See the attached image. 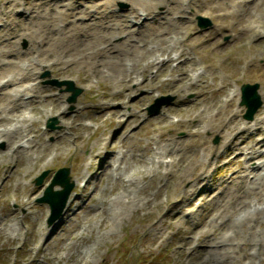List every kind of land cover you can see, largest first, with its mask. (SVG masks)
I'll return each mask as SVG.
<instances>
[{"label":"bare ground","instance_id":"bare-ground-1","mask_svg":"<svg viewBox=\"0 0 264 264\" xmlns=\"http://www.w3.org/2000/svg\"><path fill=\"white\" fill-rule=\"evenodd\" d=\"M122 1L129 4L124 13L116 10L119 0H0V142L6 147L0 152V165L9 164L8 179L14 178L16 189L20 177L32 178L39 164L46 165L48 154L52 152L56 158L68 152L64 131L89 130L80 122L86 118V107L66 112L61 96L41 85L43 70L62 79L82 73L81 82L88 89L98 81H107L112 86L109 97L123 95L128 99L146 86L154 89L166 71V86L174 104L154 119L152 129L158 134L146 144L152 157L136 155L133 158L138 166H130L127 150L122 151L126 137L118 139L121 131H114L87 147L86 158H81L91 171L86 170L88 174L76 181L84 180L82 192L90 185L94 192L101 184L97 178L112 179L116 195L107 207L97 205L95 210L101 218L109 215L113 220L134 205L150 203L147 186H138V180L149 179L152 187L167 179L168 184L156 194L177 182L176 206L167 208L166 213L176 228L185 229L178 250L188 251L202 263L217 264L233 255L239 263L248 257L247 247L255 253L264 250V105L247 121L240 117L241 110L234 108L240 99L238 88L229 92V85L220 81L217 93L207 96L203 79L211 76L217 61L204 63L200 56H192V44L183 40L195 27L186 16L192 0ZM237 4L249 17V11H254V20L246 29H251L252 36H260L263 32L258 20L264 17V0ZM159 7L164 8L159 11ZM22 39L28 41L26 50L19 47ZM213 82L211 77L210 85ZM190 91L195 96L186 100L184 95ZM106 101L99 111L103 118L118 116L124 126L136 120L134 114L126 119L120 116L126 101ZM51 114H56L62 125L53 146L39 139L45 135L39 121ZM171 116L176 120L171 122ZM180 130L184 138L176 137ZM212 134L221 138L218 148L208 144L207 135ZM73 139L81 141L82 136L78 132ZM222 159L226 160L223 171L231 172L218 181L211 171ZM22 186V192L15 190L13 196H21L22 206L29 207L38 193L35 187H27L29 182ZM71 203L75 204L74 212L65 208L62 213L68 221L79 208V196L69 199L67 207ZM185 208H189L186 213ZM15 215V210L6 213L2 226ZM5 227L10 232L14 228ZM48 231L36 226L41 240L53 235Z\"/></svg>","mask_w":264,"mask_h":264},{"label":"rangeland","instance_id":"rangeland-1","mask_svg":"<svg viewBox=\"0 0 264 264\" xmlns=\"http://www.w3.org/2000/svg\"><path fill=\"white\" fill-rule=\"evenodd\" d=\"M240 1L244 0H192L186 16L193 21L192 24L195 27L193 31L183 37V40L192 44V56L194 54L200 56L204 63L217 61L211 76L206 72L207 75L203 79V85L208 87V97L217 93L216 88L220 81L229 85V92L235 91L236 88L239 91L241 85L244 84H257V92L262 102L261 109L264 105V17L257 19L263 33L260 36H252L251 29H246V26L252 24L255 17L254 11H249V14L252 15L249 17L238 6L237 3ZM115 5L119 13H124L129 7V4L122 0H119ZM163 8L159 7L158 10ZM198 17L205 19V22L210 23V26L206 29L201 28L197 24ZM19 47L26 50L28 41L26 39L19 40ZM261 50H263L262 54ZM168 69L170 68H165V70ZM153 72L151 71L145 76L150 78ZM45 73L48 76H43ZM79 75L73 74L68 79H62L45 69L40 73L39 80L42 86L50 89V93L61 96V102L65 104L66 112L71 114L81 105L86 107L84 110L86 118L80 122L89 126L88 132L78 129L64 131L70 146L68 152L56 158H53L52 152L48 154L44 161L46 165L39 164L35 168L32 178L20 177V185L16 189L14 178L8 179L11 171L8 169L9 164L0 165V221L6 213L16 211L15 217L7 219L5 225L2 226V222H0V264H210L199 262L198 258L189 254L188 251L178 250L179 239L181 235L185 234V229L183 227L176 228L175 223L171 221V216L168 212L166 213L167 208L173 210L176 206L173 203V197L179 188L175 185L177 182H173L170 189L163 188L160 193L156 194L158 188L168 184L167 179H160L152 187H149V179L138 180L141 183L138 186H147L146 194L151 200L150 203L134 205L122 216L113 220L109 215L101 218L99 210H95L97 205L99 208L104 205L107 207L116 195L117 187L113 184L112 179L97 178L101 184L99 189L94 192H92V185L82 192L81 187L84 180L76 181L80 175L88 174L86 170L91 171L86 167V159L81 158L82 156L86 158L87 147H90L99 137L106 138L114 131H121V134L117 136L118 139L126 137L122 151L126 152L127 150L130 166H138L133 158L136 155L143 159L152 157V153L146 150V144L152 141L148 138H154L158 134L155 129H152L154 119L161 116L169 106L174 104V96L169 93L166 86L168 78L166 71L159 76V83L154 89L150 90L151 88L146 86L129 99L123 95L109 97L112 86L107 81H98L88 89L87 85L81 82L82 73ZM211 77H213L214 85H210ZM165 79L166 81H163ZM53 80L57 82L68 80L75 87L81 89V93L76 97L74 103L67 102L70 93L64 92L65 87L48 84ZM132 87L131 85L130 89ZM184 96L186 100H191L195 93L190 91ZM107 99L113 104L126 101V105L121 108L120 116L126 119L129 114H134L136 120L134 119V122L124 126L123 120L118 116L103 118L99 111L101 112ZM239 102L240 99L238 102H234V108L241 110L240 117L243 118L245 108L240 106ZM156 103L167 105L163 106L159 113L148 114L147 109ZM53 119H55L53 128H49L48 123H52ZM174 120L176 117L171 116L170 121ZM77 126L78 124H73V127ZM169 127L167 126V129ZM39 128L42 133H45L39 139L53 146L56 142L55 134L62 129V125L56 114H51L40 119ZM78 132L82 136L81 141L73 139L74 134ZM207 136L208 144L213 148H218L221 143L220 136L217 134ZM176 137L184 138V131H178ZM188 140L186 139V143ZM120 146L121 144L117 146L118 150H120ZM5 148L4 143L0 142V152H3ZM225 161L223 159L218 161L215 171H211L218 181L230 175L231 171H223ZM59 168H68L69 177L73 181L68 200L79 196V208L76 209V214L70 218V221L62 214L56 221L49 223V208L45 204L37 203V199L42 196L45 187ZM45 171H48L47 175L41 184L37 185L35 179ZM28 182L29 186L27 187H35L38 195H34L29 201V207H25L21 204L22 197L15 198L13 193L15 190L21 193L22 184ZM54 189L57 190L58 187ZM142 195L143 193H140L141 197ZM65 208H69L70 213H73L75 204L71 203L67 207L66 203L64 210ZM187 211L189 208L184 209L185 213ZM8 225L14 227L13 231L7 230L5 226ZM37 225L47 228L48 233H53V235L49 239L41 240L36 233ZM194 242H197L196 239ZM247 250L248 257H244L239 263L233 258V255L225 261H217V264H264V250L259 253H255L251 247H247Z\"/></svg>","mask_w":264,"mask_h":264},{"label":"water","instance_id":"water-1","mask_svg":"<svg viewBox=\"0 0 264 264\" xmlns=\"http://www.w3.org/2000/svg\"><path fill=\"white\" fill-rule=\"evenodd\" d=\"M200 25L202 27H205L209 25V22H204L200 19ZM53 84H56L57 86L66 85L65 91H70L71 96L69 97V102H74L77 95L80 94V90L73 87V85L70 82H53ZM258 85H243L241 87V103L240 105L244 106L246 108V112L243 116L246 120H252L254 114L258 110V108L261 106L262 102L257 94ZM160 106H158L154 113H157L159 111ZM152 113V111H149ZM217 142V139H216ZM69 170L66 168L59 169L56 173L54 178L52 179L51 183L48 185V187L44 191L43 197L39 198L37 200V203H44L49 206L50 209V216L48 219L49 223H53L55 220H57L64 207L65 203L68 199V196L70 194V191L73 187V183L70 182L69 176H68ZM47 175V172L42 173L37 179L36 184H41L43 181V178ZM59 186L61 189L54 191L53 187Z\"/></svg>","mask_w":264,"mask_h":264}]
</instances>
